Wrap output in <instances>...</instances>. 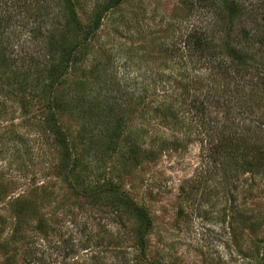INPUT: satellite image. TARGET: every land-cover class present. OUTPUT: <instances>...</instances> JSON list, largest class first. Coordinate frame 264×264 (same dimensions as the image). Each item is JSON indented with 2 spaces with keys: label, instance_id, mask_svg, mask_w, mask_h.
Instances as JSON below:
<instances>
[{
  "label": "rangeland",
  "instance_id": "rangeland-1",
  "mask_svg": "<svg viewBox=\"0 0 264 264\" xmlns=\"http://www.w3.org/2000/svg\"><path fill=\"white\" fill-rule=\"evenodd\" d=\"M117 1L0 0V264H264V0Z\"/></svg>",
  "mask_w": 264,
  "mask_h": 264
},
{
  "label": "trees",
  "instance_id": "trees-1",
  "mask_svg": "<svg viewBox=\"0 0 264 264\" xmlns=\"http://www.w3.org/2000/svg\"><path fill=\"white\" fill-rule=\"evenodd\" d=\"M111 2H115V4H118L119 1L117 0H111ZM228 10H229V19L230 21L232 22V24L234 23L235 19L237 17H240L242 14H244V8H242L243 6H240L237 1H230L228 4ZM71 14H72V19H71V22H73L75 25L81 27L80 23L78 22V20L76 19V14L71 10ZM2 27V24H0V28ZM248 35V32L243 36V37H246ZM54 35L51 36V45H54L52 44V41H54ZM209 45V42L207 39L204 38L203 35H199V36H191L188 41L185 43V49H188L189 51L192 50V51H202V50H205ZM64 46L63 44L61 45V47ZM50 55H51V58L54 57L56 51L55 49L53 50V48L51 47L50 48ZM71 51V50H70ZM63 52L64 54H66L67 56V59L70 60L71 58V52ZM234 58L237 57L239 58V60H241V55H238L237 52H233L232 53ZM54 64L51 65L50 68H52V70L56 71V68H54ZM50 70V71H52ZM54 75V74H53ZM61 133V129L58 127L57 129V135H59ZM61 140H63V142H66L65 139L63 138V136H61ZM140 212V215L142 216V218H144L147 222H150V219L149 217L147 216V212L144 210V209H140L139 210Z\"/></svg>",
  "mask_w": 264,
  "mask_h": 264
}]
</instances>
